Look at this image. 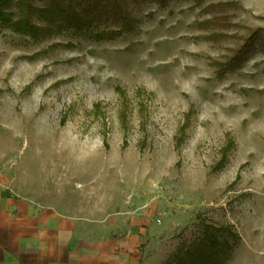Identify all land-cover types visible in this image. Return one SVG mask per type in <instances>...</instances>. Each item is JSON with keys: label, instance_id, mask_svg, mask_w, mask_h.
<instances>
[{"label": "rangeland", "instance_id": "rangeland-1", "mask_svg": "<svg viewBox=\"0 0 264 264\" xmlns=\"http://www.w3.org/2000/svg\"><path fill=\"white\" fill-rule=\"evenodd\" d=\"M126 11L132 29L110 38L96 35L120 25L103 19L38 38L0 27V187L92 236L144 226L153 264L205 225L238 239L224 264H264V0Z\"/></svg>", "mask_w": 264, "mask_h": 264}, {"label": "crops", "instance_id": "crops-1", "mask_svg": "<svg viewBox=\"0 0 264 264\" xmlns=\"http://www.w3.org/2000/svg\"><path fill=\"white\" fill-rule=\"evenodd\" d=\"M82 226L0 187V264L154 263L144 226L131 222L125 234L102 238Z\"/></svg>", "mask_w": 264, "mask_h": 264}, {"label": "trees", "instance_id": "trees-1", "mask_svg": "<svg viewBox=\"0 0 264 264\" xmlns=\"http://www.w3.org/2000/svg\"><path fill=\"white\" fill-rule=\"evenodd\" d=\"M13 7L15 11H9ZM34 13L44 22L32 23ZM110 21L120 29H102L97 38H110L129 32L133 20L126 11V0H48L44 7H33L30 0H0V27L32 38L50 34L52 30L80 31L94 22ZM238 243L236 235L226 229L205 225L202 238L174 255L175 264H224Z\"/></svg>", "mask_w": 264, "mask_h": 264}, {"label": "bare ground", "instance_id": "bare-ground-1", "mask_svg": "<svg viewBox=\"0 0 264 264\" xmlns=\"http://www.w3.org/2000/svg\"><path fill=\"white\" fill-rule=\"evenodd\" d=\"M176 75L175 74H167L164 77L160 78L162 83H169V81H171V79L175 78Z\"/></svg>", "mask_w": 264, "mask_h": 264}]
</instances>
